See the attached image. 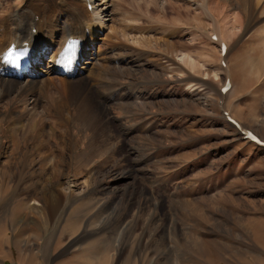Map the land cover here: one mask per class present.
I'll list each match as a JSON object with an SVG mask.
<instances>
[{
	"label": "rangeland",
	"instance_id": "374dc122",
	"mask_svg": "<svg viewBox=\"0 0 264 264\" xmlns=\"http://www.w3.org/2000/svg\"><path fill=\"white\" fill-rule=\"evenodd\" d=\"M94 5L78 65L103 77L47 96L67 71L39 54V82L0 94V264H264V146L244 135L264 140V0Z\"/></svg>",
	"mask_w": 264,
	"mask_h": 264
},
{
	"label": "bare ground",
	"instance_id": "6f19581e",
	"mask_svg": "<svg viewBox=\"0 0 264 264\" xmlns=\"http://www.w3.org/2000/svg\"><path fill=\"white\" fill-rule=\"evenodd\" d=\"M4 1L3 7L7 9H5L3 15H0V94L11 92L20 83L22 85L19 87V93H21L31 89L34 84L39 82V78L33 76L35 75L33 71L36 69H30L29 72L25 70L27 63L32 67L34 66V68H36L35 66H42L39 54L43 56V60L45 55L51 54L50 62L55 71L62 73L67 71V75L62 78L50 77L51 73L45 72L48 77L42 84V89L47 96L50 87L57 90L58 94L55 96L57 99H62L61 93L73 89V85L81 88L83 92V89L91 86L92 80L103 77L102 72L104 71L96 67V58L91 59L82 68H79L78 65L88 52L93 54L91 44L97 39V33H100L103 26H105L102 12H100L102 10L94 5L95 0H81L79 1L81 3L75 0L70 2H67L69 0L66 2L64 0L62 2H60L61 0H47V3L40 2L35 6H32L35 0H25V3L30 6L16 9L13 8V0ZM0 5H2L1 2ZM202 6L204 8V5ZM204 10H206L208 16H212V21L215 23L213 30L217 31L219 35L220 18L215 15L209 3ZM56 12H60L59 15L65 14L67 19L57 16V19L53 20V18H56ZM80 14H85L84 16L88 14L93 19L91 21L87 17L88 21H84L85 17L80 16ZM50 15L51 18L49 19ZM42 18L48 20L49 23H46V21L43 23ZM95 19L98 20L95 21ZM220 36L223 37L221 32ZM58 37H61L60 42ZM72 41H74L75 47L68 53L65 46ZM57 43H59L58 48L55 50L50 49L55 47ZM46 47L50 50L43 54ZM85 70L88 71V76ZM36 101H40L38 97ZM58 104L57 108L60 109L61 100H58ZM57 189L59 190V188ZM58 190L52 194L53 197L51 196V207H55L57 204Z\"/></svg>",
	"mask_w": 264,
	"mask_h": 264
},
{
	"label": "crops",
	"instance_id": "0c3cea01",
	"mask_svg": "<svg viewBox=\"0 0 264 264\" xmlns=\"http://www.w3.org/2000/svg\"><path fill=\"white\" fill-rule=\"evenodd\" d=\"M3 212L5 213V211H3ZM10 222H11V224H12L11 226H14V225H13V222H12V220H11ZM10 222H9V223H10ZM0 229H1V228H0ZM1 230H2V229H1ZM2 231H4V230H2ZM7 240H8V242H11V240H12V239H11V240H9V235H8V238H7Z\"/></svg>",
	"mask_w": 264,
	"mask_h": 264
}]
</instances>
